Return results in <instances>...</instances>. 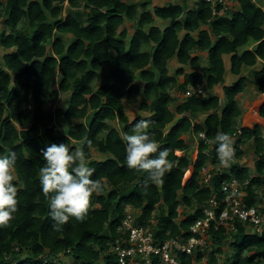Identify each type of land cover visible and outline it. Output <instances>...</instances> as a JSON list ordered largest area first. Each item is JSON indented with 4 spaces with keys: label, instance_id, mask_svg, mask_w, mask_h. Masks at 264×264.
Masks as SVG:
<instances>
[{
    "label": "trees",
    "instance_id": "16d2710c",
    "mask_svg": "<svg viewBox=\"0 0 264 264\" xmlns=\"http://www.w3.org/2000/svg\"><path fill=\"white\" fill-rule=\"evenodd\" d=\"M152 1L0 0V23L10 30L0 35V50L8 51L0 64V264H59L62 256L73 264L111 261L105 251L119 237L127 207L156 239L187 240L204 205L213 195L223 200L221 183L231 177L246 185L248 207L261 205L258 123L242 127L237 140L254 147L256 175L240 164L244 149L210 186L204 175L237 133L244 114L238 97L251 79L258 99L264 94V66L242 76L264 62V0H236L237 8L222 15L205 0L192 10L169 3L153 11ZM156 18L169 23L165 30ZM226 56L238 78L231 85ZM199 85L211 95L173 96L176 88L185 94ZM219 86L223 98L212 94ZM66 94V108L47 109ZM139 97L147 116L131 121L125 101ZM256 113L264 120V102ZM187 138L197 142L195 158ZM91 150L111 158L93 160ZM182 206L192 212L181 217ZM210 231L217 249L207 264L223 255L224 264H264V236L247 234L240 223L234 232ZM228 239L233 255L222 249ZM206 250L180 253V264H202Z\"/></svg>",
    "mask_w": 264,
    "mask_h": 264
},
{
    "label": "built area",
    "instance_id": "2783aa9c",
    "mask_svg": "<svg viewBox=\"0 0 264 264\" xmlns=\"http://www.w3.org/2000/svg\"><path fill=\"white\" fill-rule=\"evenodd\" d=\"M212 5L213 15H222L230 9L226 0H205ZM218 5L223 6L218 11ZM263 64L264 62L261 61ZM206 90L203 85L189 88L184 94L185 98L204 96ZM264 98V94H261ZM241 126L237 127V133L228 137L229 145L221 153L219 163L211 167L204 175V183L210 186L211 179L216 175H222L236 159V153L244 149L237 143L241 134ZM221 190L225 197L220 202L216 195L204 205V218L198 220L191 228L192 236L189 239L182 237L160 241L154 237L150 227H141L136 223V216L131 208L126 209V215L118 228V238L109 245L105 255L112 257L111 261L102 264H180V253L194 256L201 249L209 247L210 230L224 229L227 233L236 231V224H242L246 233L251 236H264V208L259 205L248 207L246 204V185H242L236 178L231 177L221 183ZM223 205L220 215L218 210Z\"/></svg>",
    "mask_w": 264,
    "mask_h": 264
},
{
    "label": "rangeland",
    "instance_id": "374dc122",
    "mask_svg": "<svg viewBox=\"0 0 264 264\" xmlns=\"http://www.w3.org/2000/svg\"><path fill=\"white\" fill-rule=\"evenodd\" d=\"M128 1L129 2H143L145 0H128ZM226 1L228 3V6L230 7V9L231 8H237V1L236 0H226ZM169 3L186 4L188 6V10H192L196 6V0H165V1L153 0L151 6L149 8L153 11L156 7H163V6H165L166 4H169ZM262 7L264 8V3L262 4ZM68 9H70V8H68V4H66L65 5V10H64V16H66ZM155 25L160 27L162 30H165L166 27L169 25V23L168 22H163V21H161V20L156 18L155 19ZM126 27H127L128 31H129V36L133 35L134 32H135V29L130 24H127ZM4 29L6 30L7 33L10 32L9 28H6L2 23H0V35L4 31ZM253 46H254L253 43L251 45H249V47H251V48ZM249 47H248V49H249ZM6 52H8V51L0 50V64H3L2 57H3V55ZM205 58H206V55H204V59ZM202 63L205 64V61L202 60ZM225 64H226V84L227 85H231L238 78L234 77L231 74V71H230V57L229 56L225 57ZM263 66H264V64L262 62H260L259 65L256 66V68L244 69L243 72H242V76H247V77L250 78L251 75H252V72L255 69H261V68H263ZM178 68H180V65L178 64L176 59H173V60H171L169 62V70H170V74L171 75H176V71H177ZM190 71H192V70L189 69V68H186V72H190ZM103 79H104V76L97 81L96 85L97 86L101 85L104 82ZM251 80H250L248 88L245 90V92L243 94L239 95V97H238L239 105H240V107L242 108V110L244 112L239 125L242 126V127L251 128L257 122L258 124H261V127L263 129V133H264V122L263 121H258L257 120V121L249 122V120H250L249 118L251 116H257L256 109H257V107L261 106L263 104V102H264V98H259L258 99L259 95L257 94V91L255 89L253 81H251ZM183 82H184V77L183 76L178 77V86L181 85ZM212 94L218 95L220 98H223V86L216 87L213 90ZM209 95H211V93L207 92V90H206L205 97H208ZM173 96L178 98L179 100H183L184 99V94L179 91V88H176L173 91ZM68 100H69V94L61 95L60 99H59V102L55 106L47 107V109L48 110H54L56 108H66V106L68 105ZM140 103H141V97L138 98L136 104H132L131 105L130 103L125 101L126 108H127L126 113L128 114V116H129V118L131 120L134 119L137 116H147V113H144V112H142L139 109ZM222 104L223 105L225 104V100L224 99H222ZM201 119H202V117H200L199 120H201ZM57 123L59 125L62 124L61 121H58ZM112 126L115 127L116 129H119V124L117 122L112 123ZM187 140H189V143L191 145V154L193 155V158H195L196 154H197L196 148L198 147L197 146V142L195 140H191V139H188V138H187ZM77 147H78V156L80 158H82V154H81V147L82 146L81 145H77ZM243 148H244V155H243L242 159L240 160V164L243 165V166L249 167L251 169L252 174L256 175L255 168H254V162L256 161V157H255L254 152H253L254 151V147L251 144H248V145H245ZM91 154H92V159L93 160L104 161V160H106L108 158H111V156L100 154L96 150H91ZM209 169H211V166H210ZM189 171H190L189 172V174H190L191 170H189ZM12 174H13L14 177H16L13 169H12ZM259 198L262 200L261 206L264 208V187L259 190ZM127 208H130V207H127ZM191 212H192L191 209L186 208L184 206H182V208L180 209L181 217L184 216V215L186 216V215H188ZM154 224H156V223H154ZM231 243H232V240H230V239L226 240L222 244V249H223L224 252L229 253V254L231 253V255H233L234 252H232L231 248H230ZM216 249H217V246H213L210 243L209 247L206 250V258L203 260L202 264H207V262L209 260L208 257ZM225 260H226V256L225 255L219 256V264H224ZM57 262L59 264H73L74 263L72 260L68 259L65 256H62L59 259H57ZM15 264H17V263H15Z\"/></svg>",
    "mask_w": 264,
    "mask_h": 264
},
{
    "label": "bare ground",
    "instance_id": "6f19581e",
    "mask_svg": "<svg viewBox=\"0 0 264 264\" xmlns=\"http://www.w3.org/2000/svg\"><path fill=\"white\" fill-rule=\"evenodd\" d=\"M249 119H250L249 122L257 121V120L264 122V120L262 118H260L258 115L257 116H251Z\"/></svg>",
    "mask_w": 264,
    "mask_h": 264
},
{
    "label": "crops",
    "instance_id": "0c3cea01",
    "mask_svg": "<svg viewBox=\"0 0 264 264\" xmlns=\"http://www.w3.org/2000/svg\"><path fill=\"white\" fill-rule=\"evenodd\" d=\"M253 47H254V46H253ZM253 47H252V48H253ZM252 48L249 47V49H252ZM126 110H127V108H126ZM127 115H128V114H127ZM128 117H129V116H128ZM137 117H138V116H137ZM135 118H136V117H135ZM135 118H134V119H135ZM134 119H132V120L130 119V120L133 121ZM201 120H203V119H201ZM256 123H257V122H256ZM259 125H261V124H259ZM239 126H240V125H239ZM241 127H242V126H241ZM211 167H212V166H211ZM189 172H190V171H189ZM189 175H190V176H189ZM189 175H188V176H189L188 179H189V178L191 177V175H192V169H191V173H190Z\"/></svg>",
    "mask_w": 264,
    "mask_h": 264
},
{
    "label": "clouds",
    "instance_id": "9594fccd",
    "mask_svg": "<svg viewBox=\"0 0 264 264\" xmlns=\"http://www.w3.org/2000/svg\"><path fill=\"white\" fill-rule=\"evenodd\" d=\"M260 63V62H259ZM185 98V97H184Z\"/></svg>",
    "mask_w": 264,
    "mask_h": 264
}]
</instances>
